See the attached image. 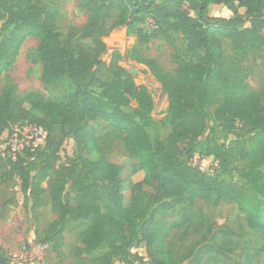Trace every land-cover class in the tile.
<instances>
[{
    "label": "trees",
    "instance_id": "trees-1",
    "mask_svg": "<svg viewBox=\"0 0 264 264\" xmlns=\"http://www.w3.org/2000/svg\"><path fill=\"white\" fill-rule=\"evenodd\" d=\"M76 1L87 18L80 29L72 28L64 41L56 25L55 11L45 9L35 0H0V17L6 18L4 26L9 29L0 39V77L16 62L24 40L34 37L38 41L42 80L67 77L76 85L66 101L45 100L35 92L22 95L11 81L2 87L0 133L12 124L24 122H32L47 133L43 147L31 143L17 157L9 158L10 174L18 176L22 191L35 199L33 207L50 204L57 214L53 240L57 242L65 232L81 226L84 229L78 233L82 244L77 249L79 254L94 253L106 245L97 264H114L117 258L123 264L129 263L136 258L131 251L136 243H145L146 257L153 264L185 260L202 264L213 249L206 242L214 235L211 226L206 227L205 217H195L198 200H213L215 205L237 202L248 190L237 182L218 179L193 167L192 158L211 156L225 168L240 158L247 162L243 176L264 194V104L260 94L249 89L240 62L228 57L222 46V40L229 39L243 58L250 53H262L264 58V0ZM212 4L230 8L233 16H209ZM238 7L246 9L245 15ZM147 23L151 36L164 34L169 38L171 33L181 34L190 56L171 75L157 61L143 57L139 49L128 51L129 57L148 67L168 96L167 118L172 131L166 141L156 145L147 130L155 120L153 98L145 86L136 85L126 70L114 65V79L101 82L100 91L92 88L99 82L95 66L101 63L99 58L106 51L105 38L115 28L126 26L142 42L145 38L141 28ZM77 34L80 39L91 40L93 49L75 43L73 38ZM221 94L224 99L214 113L216 119L239 121L243 129L254 133L250 149L200 139L206 129L207 107ZM103 100L112 106L111 111L102 107ZM98 120L124 134L125 151L137 160L134 171L144 173L142 182L136 184L138 192L132 195L127 207L121 206L119 176L123 166L103 155L91 158L101 151V138L95 126ZM67 136L73 138L78 155L71 167L62 168L57 162ZM62 170L76 174V191H66L60 177ZM45 182L47 189L42 186ZM143 184L153 191L143 192ZM101 201L106 204L105 211ZM177 206L182 210L180 220L159 219L161 213ZM247 222L263 245L260 249L254 245L242 247L233 264H253L264 250V221L249 216ZM173 230H183L199 239L176 257L167 246ZM0 264H9L1 251Z\"/></svg>",
    "mask_w": 264,
    "mask_h": 264
},
{
    "label": "rangeland",
    "instance_id": "rangeland-1",
    "mask_svg": "<svg viewBox=\"0 0 264 264\" xmlns=\"http://www.w3.org/2000/svg\"><path fill=\"white\" fill-rule=\"evenodd\" d=\"M40 6L49 11L57 13L56 25L66 41L70 30L80 29L86 21L85 11L78 5L76 0H35ZM238 11L245 15L246 9L238 7ZM209 16L229 18L233 11L224 5H210ZM6 18L0 17V39L2 35L9 32L4 26ZM247 23L245 25L248 26ZM149 23L142 25L145 40L140 42L136 32L129 33L126 26H119L111 31L105 38L106 51L100 56V64L96 77L99 82L92 88L96 91L102 89L101 82L108 83L115 77L117 65L126 70L138 86H145L151 93L154 110L152 116L154 124L148 127V132L153 143L156 145L167 140L171 134L172 125L167 118L168 96L164 92L161 83L152 75L148 67L128 56V51L139 49L140 54L148 59L157 61L158 65L168 74L175 75L176 69L182 63L190 60L187 53V41L179 33L151 36L149 34ZM140 27V26H139ZM73 41L81 43L88 49H93L89 39H80L77 34ZM222 46L228 57L239 61L246 76V83L250 90L260 94L264 104V58L262 53H250L242 57L233 42L229 39L222 40ZM38 41L34 37H28L22 43L14 65L5 71L0 77V91L7 82L17 85L20 94L25 95L35 92L45 100L66 101L75 92L76 85L67 77L58 80L44 82L41 78V65L38 58ZM223 95H219L214 103L207 107L206 129L201 140H210L222 146L251 148L254 133L242 128L239 121H220L215 117V111L223 102ZM136 106V103L133 102ZM28 107H30L28 105ZM102 107L111 111L112 106L103 100ZM12 124L0 133V251L9 264H30L31 259L43 257L45 264H97V258L102 249L94 253H78L82 246L78 239V233L84 227L76 226L73 230L65 232L59 241L53 240L57 228L53 223L57 214L52 210L50 204L33 207L35 199L21 189V181L18 176L10 174L11 167L9 158L14 159L20 153L18 149L33 143L35 147H43L45 140H32L30 142L24 135L19 136L20 125ZM30 124V123H29ZM34 123L31 122V125ZM97 136L101 138V151L91 158L96 159L100 155L113 158L123 166V172L119 176L120 188L123 192L121 206L130 204L132 195L138 192L136 184L142 182L144 173L134 171L137 160L130 157L124 147V134L108 127L102 120L95 122ZM39 149L33 150L34 157ZM16 155V156H15ZM77 147L71 136H67L60 152L57 162L59 167H71L77 160ZM193 167H198L208 174L227 182H237L247 188V194L237 202H221L217 205L211 201L198 200L196 218L198 214L207 219L206 227L212 228L213 239L206 243L213 246L210 254L206 256L202 264H233L242 247L256 246L260 249L263 245L258 233L249 228L247 218L258 216L264 221V194L255 189L243 176L247 169V162L240 158L229 167H221L213 157L195 156L190 161ZM61 181H64L66 191L75 190L76 174H68L62 170ZM47 189L48 184H42ZM153 190L149 185L143 184V192L151 193ZM71 193V192H70ZM42 197L44 195L42 194ZM103 211L106 204L101 201ZM75 204V203H74ZM182 210L179 206L174 210H168L159 215V219L167 222L180 220ZM199 236L187 235L183 230L171 231L167 246L177 257L186 251V247L193 244ZM44 249H43V248ZM136 255L127 264H143L146 257L145 243H136L131 248ZM255 253V250H252ZM142 257V259L140 258ZM36 261V260H35ZM114 264H123L121 258H117ZM177 264H192V260H185ZM253 264H264V250L255 258Z\"/></svg>",
    "mask_w": 264,
    "mask_h": 264
},
{
    "label": "built area",
    "instance_id": "built-area-1",
    "mask_svg": "<svg viewBox=\"0 0 264 264\" xmlns=\"http://www.w3.org/2000/svg\"><path fill=\"white\" fill-rule=\"evenodd\" d=\"M20 126L21 127L19 128L20 131L19 136L24 135L27 139H29L30 142H33L32 140H45L47 133L43 128L34 124L31 125L29 123H25L24 125H20ZM23 147L25 146H22L18 149H14V151L15 150L20 151L21 149H23ZM30 261H31L30 264H45L43 257H38V259H31ZM144 263L153 264L147 258L144 260Z\"/></svg>",
    "mask_w": 264,
    "mask_h": 264
}]
</instances>
